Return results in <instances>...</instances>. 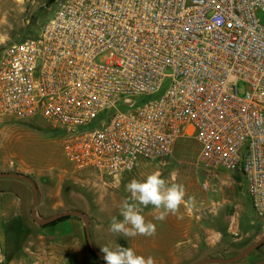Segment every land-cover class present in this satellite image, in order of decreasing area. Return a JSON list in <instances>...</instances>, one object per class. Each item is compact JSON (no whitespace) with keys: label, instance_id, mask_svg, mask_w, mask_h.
<instances>
[{"label":"built area","instance_id":"obj_1","mask_svg":"<svg viewBox=\"0 0 264 264\" xmlns=\"http://www.w3.org/2000/svg\"><path fill=\"white\" fill-rule=\"evenodd\" d=\"M259 11L264 0H62L38 35L4 48L0 119L52 123L67 162L108 178L191 135L205 173L239 175L263 222Z\"/></svg>","mask_w":264,"mask_h":264},{"label":"rangeland","instance_id":"obj_2","mask_svg":"<svg viewBox=\"0 0 264 264\" xmlns=\"http://www.w3.org/2000/svg\"><path fill=\"white\" fill-rule=\"evenodd\" d=\"M61 1L0 0V56L7 46L38 35L42 26L53 17ZM257 18L264 25V11L257 12ZM168 85L169 81L166 80L161 90L152 97H138L136 99L138 101L137 105H141L148 100L157 99L163 94ZM99 124L95 120L90 124L89 129L98 127ZM61 135L62 130L54 128L52 123L42 118H36L26 122H17L12 119L1 118L0 160L5 161L7 165L20 167L19 174L31 179L37 185L38 190L40 189V198L37 200L34 210L37 219H47L67 211H77L83 214L88 220L91 244L101 252L98 244L105 246L102 243L103 237H125L122 234L111 233L109 226L113 216H116L118 220L123 219L119 215L120 205L124 199L130 197V193L126 189H120V192H116V200L113 202L110 191H98L91 184V181H88L87 185L85 184L86 188L84 189H86V193L81 194L73 191L76 188L69 183L73 181L71 179L75 175L67 168L71 164L63 156L60 144ZM198 151L199 147L194 138L191 135L183 136L174 144L172 155L168 159L163 162L139 160L133 171L129 173L136 172L138 173L136 179L143 180L148 174L160 171L162 178L165 179L169 186L172 184L183 185L186 193L184 198L185 202L175 214H172L171 217L166 216L163 220L157 218L150 221L156 227L154 236L137 235L136 237L181 236L180 227L182 225L185 231L186 229L189 231L187 234L188 237H205L199 233L200 224L202 221H206L211 217V215L219 213L220 211L222 212L223 209L219 210V208L221 205H224L223 202H231L232 205L229 206L230 213L234 214L236 212L238 214V222L242 227L243 224L250 222L255 225L259 223L260 226L264 224L252 212L240 176L235 174L237 177H232L235 182L239 179V187L242 188V193H238V190H235L236 195H234L231 193V188L228 185V188L223 186L225 185L223 184V181H225L224 176L233 175L234 173L227 172L221 168L218 169L217 176L222 179L219 181L217 177L214 178L207 175L202 166L197 162ZM57 157L61 161L55 163L54 167L52 166V162H50L51 164L47 163ZM77 171L94 172L102 179L107 178L92 169ZM46 176L49 177L47 178L49 180L48 184L42 185L38 177ZM87 177L89 180L90 178L93 179V177ZM34 178H36V181ZM205 179L208 180L207 184H209L210 180L212 183L218 182L214 187L207 188L204 185ZM2 181L17 185L12 190L22 195L23 204L26 206L24 237H82L87 249L85 253L89 259L98 264H106L95 254L96 258L91 255L85 238L84 223L81 218L66 216L62 217L64 219L58 220L53 225H49L50 223L47 225H38L30 215L32 211V195L29 193V188H31L29 184L10 179ZM219 183L223 185H219ZM166 225L169 226L168 230L165 228ZM172 227L174 229L173 231L171 230ZM175 228L177 234L175 233Z\"/></svg>","mask_w":264,"mask_h":264},{"label":"crops","instance_id":"obj_3","mask_svg":"<svg viewBox=\"0 0 264 264\" xmlns=\"http://www.w3.org/2000/svg\"><path fill=\"white\" fill-rule=\"evenodd\" d=\"M60 161L61 159L57 157L47 163L51 164L50 162H52L54 167L55 163ZM67 168L75 175L71 179L74 182L69 183L71 186H75L76 189L73 191L81 194L86 193L84 188H86L88 181H91V184L98 191H110L113 202L116 200V192L125 189L126 184L133 178L136 179L138 174L134 172L102 179L94 172L77 171L72 164ZM20 170V167L7 165L5 161L0 160V172L19 173ZM87 176L93 177L94 180L91 178L89 180ZM212 177H217L218 181L221 179L217 175ZM232 177H237V175H225V181H223L225 185L222 183L219 185H223L225 188L230 187V191L234 195H236L235 190L242 193V188L239 187V179L235 182ZM38 178H40L42 185L48 184L47 178L49 177ZM5 179L10 178H0V264H98L89 259L85 253L87 249L82 237H24L26 206L23 204L22 195L12 190L17 185L2 181ZM34 180L36 181V178ZM217 182L212 183L210 180L207 184L208 180L205 179L204 185L207 188H212ZM37 191L39 199L40 189L37 188ZM29 193L32 195L31 188H29ZM223 204V206L219 205V210L223 209L222 212L211 215L200 224L199 233L205 237H188L189 231L187 229L185 231L182 225L180 227L181 236L103 237L102 243L112 250L119 246L132 248L137 255H143L145 258L152 256L155 264H196L207 258L231 259L264 236V224L260 226L259 223L255 225L250 222L243 224L242 227L238 222V214L236 212L230 213L231 202H223ZM140 207L146 222L157 219L160 210L154 209L151 205ZM171 215L170 213L167 216L171 217ZM165 228L168 230L169 226L166 225ZM176 228L175 233L177 234ZM171 230H174L173 227ZM228 235L229 237H227ZM98 245L100 250L105 247L102 246L103 244ZM232 264H264V242Z\"/></svg>","mask_w":264,"mask_h":264},{"label":"clouds","instance_id":"obj_4","mask_svg":"<svg viewBox=\"0 0 264 264\" xmlns=\"http://www.w3.org/2000/svg\"><path fill=\"white\" fill-rule=\"evenodd\" d=\"M125 189L130 197L123 200L120 206L122 220L113 216L110 221L109 231L114 234H122L125 237L154 236L156 227L152 222H146L141 214L140 205L153 206L160 210L158 219L163 220L168 214H175L185 202V188L180 184L169 186L162 178L160 171L148 174L145 179L133 178L126 184ZM106 264H155L152 256L145 258L137 255L132 248L117 247L115 250L105 246L101 248Z\"/></svg>","mask_w":264,"mask_h":264},{"label":"water","instance_id":"obj_5","mask_svg":"<svg viewBox=\"0 0 264 264\" xmlns=\"http://www.w3.org/2000/svg\"><path fill=\"white\" fill-rule=\"evenodd\" d=\"M0 178H10V179H15V180H20L23 182H26L27 184H29V186L31 187L32 190V211H31V218L38 224V225H47L49 223H52L62 217H66V216H76L79 217L83 220L84 223V231H85V238L86 241L88 243V246L90 248V250L99 258L101 259L104 263L105 260L103 259V254L101 252H99L97 249H95L92 244H91V240H90V235H89V228H88V220L87 217L84 216L83 214L77 212V211H67L64 212L62 214L47 218V219H37L35 217L34 214V210L37 204V200H38V191H37V187L35 185V183L29 179L28 177L19 174V173H2L0 172ZM264 242V236L259 239L258 241H256L251 247H249L248 249H246L245 251H243L242 253H240L239 255H237L234 258L231 259H218V258H207L204 259L196 264H232L235 263L237 261H239L240 259H242L245 255H247L249 252H251L252 250L256 249L257 247H259L262 243Z\"/></svg>","mask_w":264,"mask_h":264},{"label":"trees","instance_id":"obj_6","mask_svg":"<svg viewBox=\"0 0 264 264\" xmlns=\"http://www.w3.org/2000/svg\"><path fill=\"white\" fill-rule=\"evenodd\" d=\"M61 219H64V218H60V219H58V220H61ZM58 220H56V221H54V222H52V223H50L49 225H53L55 222H57ZM90 253H91V255L94 257V258H96V256L94 255V253L90 250Z\"/></svg>","mask_w":264,"mask_h":264}]
</instances>
